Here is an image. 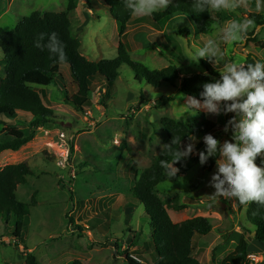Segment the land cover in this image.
I'll return each mask as SVG.
<instances>
[{"label":"rangeland","instance_id":"obj_1","mask_svg":"<svg viewBox=\"0 0 264 264\" xmlns=\"http://www.w3.org/2000/svg\"><path fill=\"white\" fill-rule=\"evenodd\" d=\"M72 1L78 9L69 13L71 29L81 40V53L91 61L116 58L119 31L109 7L102 0ZM70 2L0 0V30L15 29L34 11L68 10ZM89 6L93 12L88 11ZM250 12L264 16L262 1L246 0V4L235 12L211 11L213 26L209 33L200 32L189 16L175 15L162 37L167 42L165 47L159 45L158 36L149 27L139 30L136 36L133 26H128V40L132 43L129 54L132 60L150 69L175 65L182 71V76L206 72L207 68L220 75L212 62L201 58L196 64L185 55L192 54L194 47L202 46L204 41L214 39L219 45L218 67L229 59L239 63L264 59V24L253 22L254 36L243 41L227 45L219 41L221 26L232 19L250 18ZM81 14L84 25L78 23ZM152 17L133 15L132 18L150 23ZM192 25H195V31ZM137 38H141L145 49H137L141 46ZM3 58L0 50L1 77L5 76ZM32 86L49 97L57 121L36 129L33 140L19 150L0 154V167L26 161L36 173L27 178L26 184L18 186L17 198L30 203L37 192V204L24 220L20 238L14 236V218L0 222L2 264H26L27 253L31 251L37 264H72L77 259L87 261V264H128L125 252L136 254V246L148 257L142 245L152 241L153 226L144 205L132 196V189L136 182L134 171L150 167L164 146L170 145L163 119L170 117L193 124L208 118L217 123L212 135L220 143L232 138L230 126L228 131L225 126L235 113L216 115L201 111L192 115L185 104L188 96L179 91L180 81L175 85L162 83L160 87H154L142 75L138 78L126 64L121 65L114 84L108 83L101 75L93 78L90 92L93 105L88 108L91 116L87 110L80 112L68 104L67 98L75 92V86L67 64L55 68L51 80ZM139 105L141 108L137 110ZM31 118L27 112H18L9 123L17 122L19 128L29 135L32 132L29 127ZM93 120L95 125L91 124ZM5 125V122L0 123V138L6 134ZM189 143H194V151L188 159L177 164L180 169L178 177L169 179L166 176L157 186V192L174 222L195 216L209 218L213 229L209 234L195 238L194 255L203 264H215V257L221 258L233 248L226 244L237 238L236 230L242 231L239 226L250 229L253 226L247 220L248 206L241 208L235 200L212 196L215 189L209 182L216 165L209 171L200 163L198 153L205 147L203 141ZM256 163L264 166V155L258 156ZM177 194L179 198L174 202ZM105 221L110 222V229L102 234L99 226ZM79 226L84 235L80 234ZM134 232H137L138 241L132 247ZM251 236L249 233L247 237ZM239 238L236 239L238 242ZM222 245L226 247L219 253L218 248ZM258 246L262 247H259L258 254H254L250 252L253 249L250 245L248 261L264 264V246Z\"/></svg>","mask_w":264,"mask_h":264},{"label":"trees","instance_id":"obj_2","mask_svg":"<svg viewBox=\"0 0 264 264\" xmlns=\"http://www.w3.org/2000/svg\"><path fill=\"white\" fill-rule=\"evenodd\" d=\"M109 7L110 14L115 19L119 31L118 55L114 59H101L91 61L81 53V40L76 37L71 29L72 23L69 13L76 8L71 0L68 10L60 12L34 11L24 17L13 30H0V50L4 55L5 76H0V123H6V134L0 138V154L4 151H17L22 146L32 141L35 130L50 123H56L57 116L52 108V102L48 96L34 88L32 84L43 83L51 80L55 68L67 64L71 72V79L75 86V92L67 98L68 104L77 111L83 112L93 105L90 98L93 78L100 76L108 83L114 84L119 76L122 64L130 66L152 86L160 87L162 83L175 85L180 81L179 91L186 96H194L200 99L203 84L211 80L220 79V75L207 68L205 72H193L182 76L181 70L175 65H169L162 69H150L144 64L132 60L129 54L127 40V28L131 23L132 14L125 8L123 0H102ZM264 4V0H260ZM193 0H173L166 10L158 11L150 18L155 28L161 29L168 20L178 14L189 16L196 27L202 33H209L213 26L211 11L196 13L192 10ZM250 18L257 25L264 24V16L249 13ZM57 33L62 41L66 53V59L59 61L45 48L41 50L35 47V42L40 33ZM255 34V30L249 35ZM47 39V37H46ZM45 39V42H46ZM143 104V103H142ZM141 106H137L139 110ZM18 112H27L32 118L29 127L32 132L28 135L19 128L17 122H10ZM162 125L170 140L172 147H184L189 143V137L194 141H203L206 134H212L217 129V123L204 118L200 123H185L177 119L167 117ZM180 139V145L173 144L174 139ZM205 149V147H204ZM203 149V150H204ZM202 150V151H203ZM162 152L154 163L143 171L135 170L136 182L132 189L134 199L144 205L146 214L153 226L152 241L142 245L148 257L136 249V254L125 252L128 264H203L194 255V239L204 236L212 231V223L209 218L195 216L182 222H174L168 208L157 192V186L166 179L164 170L160 167V161L165 159ZM170 162L171 157H167ZM217 157H210L205 163L207 170L212 171L216 165ZM35 171L26 162L7 164L0 167V222L14 218V236L20 238L24 228L25 219L31 214V208L37 204V192L34 193L30 203L21 202L17 198L19 185L26 184L29 176H35ZM179 198L177 194L174 202ZM247 208V220L253 226L252 229L241 225L242 234L235 249L230 252L221 264H255L248 261L249 233L256 231V240L264 242V207L256 202L241 205ZM180 206L178 205L177 208ZM110 211L105 214L107 215ZM99 227L103 233L110 229V222L105 221ZM80 234L84 235L82 227H78ZM99 229V228H98ZM90 231V229H88ZM133 238L132 247L137 245V232ZM140 248V247H139ZM140 251V252H139ZM134 256L142 260H137ZM26 264H37L33 252L27 253ZM72 264H85L81 260H74Z\"/></svg>","mask_w":264,"mask_h":264},{"label":"clouds","instance_id":"obj_3","mask_svg":"<svg viewBox=\"0 0 264 264\" xmlns=\"http://www.w3.org/2000/svg\"><path fill=\"white\" fill-rule=\"evenodd\" d=\"M171 2L172 0H123L125 8L136 16H152L158 11L166 10ZM245 4L246 0H193L191 11L235 12ZM252 25L253 21L248 18L232 19L218 29L219 41L225 45L243 41L249 35ZM192 28L195 31V25ZM35 47L41 50L46 48L59 61L66 59L64 45L55 32L40 33ZM218 52L217 40L208 39L202 46L194 47L192 54L185 55L190 62L196 64H199L201 58L212 62L220 73V79L203 84L200 99L194 96L186 98L188 111L192 115L201 111L216 115L222 112L235 113L225 126V131L230 126L232 138L220 143L212 134L204 135L205 149L198 153L199 160L203 165L210 157H217L216 171L209 182L215 189L212 194L215 199L222 197L225 200H235L241 205L256 202L264 207V166L256 163L257 157L264 155V59L255 58L247 64L229 59L223 62L222 67H218ZM204 75L208 73L205 72ZM189 139L194 141L196 138L190 136ZM177 143L180 145V139L175 137L173 144ZM194 147V143L178 148L164 146L166 158L160 161V167L169 179L178 177L180 169L177 164L188 159L193 154ZM169 156L170 162L167 159Z\"/></svg>","mask_w":264,"mask_h":264},{"label":"crops","instance_id":"obj_4","mask_svg":"<svg viewBox=\"0 0 264 264\" xmlns=\"http://www.w3.org/2000/svg\"><path fill=\"white\" fill-rule=\"evenodd\" d=\"M90 8L88 9V11H90V12H93L92 10V7L91 6H89ZM77 9H78V6H77V8L76 9H74L73 10V12L72 13H75V11H77ZM83 14H81L80 16H79V20H78V23H79V25H84V24H82L83 22H84V19H82L83 17ZM133 17V16H132ZM140 19L141 18H132L131 19V23L129 24V27L131 28V26H133V29H135L134 31H136V36L139 34V30H141V29H146L147 27H149L152 31H153V33L154 34H156L157 36H158V39H159V41H160V46H162V47H165V45H167V42L166 41H164L163 39H162V37H164L165 35H166V28H167V25H168V22L172 19H170V20H168L167 22H166V24L165 25H163L162 27H161V29H157V28H155V25H153V23H151V21H149L150 23H146V21H140ZM248 19H251V18H248ZM252 20V19H251ZM253 21V20H252ZM72 23V22H71ZM254 25V24H253ZM253 25H252V27H253ZM72 27V29H73V26H71ZM139 28V29H138ZM118 29V28H117ZM251 31H253L254 29H250ZM128 32H129V28H128V30H127V40L129 39V36H128ZM250 35H248L247 36V39H248V37H249ZM138 39V38H137ZM140 39V40H139ZM138 40H136L137 42H139L140 43V47H136L137 49H145L146 47H145V45H144V43H143V41L141 40V38H139ZM119 43V42H118ZM128 45H129V48H131V46H132V43L130 42V40H128ZM156 46H157V44H155ZM134 48V47H133ZM157 48V47H156ZM254 60H248V61H245L244 62V64H247V63H250V62H253ZM182 72V71H181ZM187 75H189V74H187ZM240 228H241V226H239ZM239 229V228H238ZM236 230V235H237V240H238V238H239V235H241L242 234V231L241 230ZM102 234H104L103 233V228L101 227L100 228V230H99ZM234 237V236H233ZM232 240L231 241V244H226L227 246L228 245H230V247H232L233 246V248H231V250L226 254V255H223V256H221V258H218V257H215V260H214V262H215V264H221V262H222V260L230 253V252H232L234 249H235V247H236V245L238 244L237 242V240ZM195 240V239H194ZM247 240H248V248H249V250H250V245H251V247L253 246V249L252 250H250V252L252 251L254 254H258V252H259V247H262V246H258V245H263L264 246V242L263 243H260L258 240H256L255 239V237L254 236H251L250 238H247ZM259 243V244H258ZM226 245H222V246H220L219 248H218V252L220 253V250L223 248V247H226ZM232 245V246H231ZM193 246H194V249H195V247H196V243H193ZM255 247V248H254ZM136 249H140L138 246H136ZM135 251V250H134ZM140 252V251H139ZM85 260V259H84ZM85 264H87V261H83ZM0 264H2V261H0ZM4 264V263H3ZM209 264V263H208Z\"/></svg>","mask_w":264,"mask_h":264},{"label":"built area","instance_id":"obj_5","mask_svg":"<svg viewBox=\"0 0 264 264\" xmlns=\"http://www.w3.org/2000/svg\"><path fill=\"white\" fill-rule=\"evenodd\" d=\"M86 110L88 111V115L91 116V114H90V112H89V109H86ZM87 111H86V113H87ZM91 124H92V125H95V121H94V120L91 121ZM253 259H254V261H256V258H255V257H254Z\"/></svg>","mask_w":264,"mask_h":264},{"label":"water","instance_id":"obj_6","mask_svg":"<svg viewBox=\"0 0 264 264\" xmlns=\"http://www.w3.org/2000/svg\"><path fill=\"white\" fill-rule=\"evenodd\" d=\"M256 234H257L256 231H253V232H252V235H253L254 237L256 236Z\"/></svg>","mask_w":264,"mask_h":264}]
</instances>
